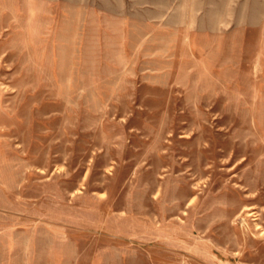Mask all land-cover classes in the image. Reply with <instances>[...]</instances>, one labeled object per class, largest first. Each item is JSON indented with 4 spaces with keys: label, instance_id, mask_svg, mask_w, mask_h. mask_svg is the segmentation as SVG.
I'll return each mask as SVG.
<instances>
[{
    "label": "rangeland",
    "instance_id": "rangeland-1",
    "mask_svg": "<svg viewBox=\"0 0 264 264\" xmlns=\"http://www.w3.org/2000/svg\"><path fill=\"white\" fill-rule=\"evenodd\" d=\"M0 264H264V0H0Z\"/></svg>",
    "mask_w": 264,
    "mask_h": 264
}]
</instances>
